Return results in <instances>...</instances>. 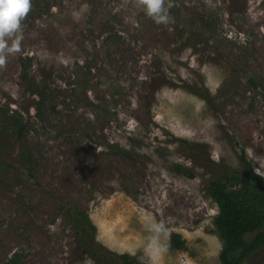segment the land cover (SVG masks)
<instances>
[{"label": "rangeland", "instance_id": "obj_1", "mask_svg": "<svg viewBox=\"0 0 264 264\" xmlns=\"http://www.w3.org/2000/svg\"><path fill=\"white\" fill-rule=\"evenodd\" d=\"M30 3L0 64V264H222L206 187L242 151L264 172V0H165L167 24L139 0Z\"/></svg>", "mask_w": 264, "mask_h": 264}, {"label": "trees", "instance_id": "obj_2", "mask_svg": "<svg viewBox=\"0 0 264 264\" xmlns=\"http://www.w3.org/2000/svg\"><path fill=\"white\" fill-rule=\"evenodd\" d=\"M211 27L210 24H208ZM250 81L258 86L253 79ZM38 112H41L43 98L37 101ZM7 114V113H6ZM15 124L19 123L16 114L8 115ZM30 158V157H29ZM31 159V158H30ZM245 172L227 168L224 174L216 175L209 180L207 194L216 202L219 213L215 217V231L223 242L220 252L222 264H244L245 261L264 245V176L257 174L245 151L241 153ZM178 170L194 177L192 170L183 164H176ZM68 213L75 225L82 245L95 251L96 226L89 215H79L77 210L69 209ZM78 214V215H76ZM254 234L252 238L248 235ZM170 246L182 250L186 240L181 234L173 233ZM21 254L14 253L8 264H22ZM125 264H133L129 253L118 254Z\"/></svg>", "mask_w": 264, "mask_h": 264}, {"label": "clouds", "instance_id": "obj_3", "mask_svg": "<svg viewBox=\"0 0 264 264\" xmlns=\"http://www.w3.org/2000/svg\"><path fill=\"white\" fill-rule=\"evenodd\" d=\"M146 14L157 24H167L170 21L168 8L165 0H139ZM31 7L30 0H0V64L4 62V53L18 50L20 37L17 33L21 29V20L27 15ZM15 37L12 45L8 38ZM257 174L264 172L257 170ZM162 227V226H160Z\"/></svg>", "mask_w": 264, "mask_h": 264}]
</instances>
